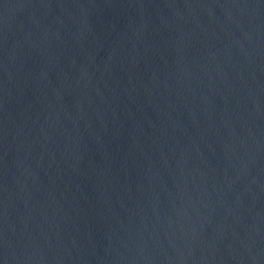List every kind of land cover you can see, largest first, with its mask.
<instances>
[{
  "label": "water",
  "instance_id": "obj_1",
  "mask_svg": "<svg viewBox=\"0 0 264 264\" xmlns=\"http://www.w3.org/2000/svg\"><path fill=\"white\" fill-rule=\"evenodd\" d=\"M0 264H264V0H0Z\"/></svg>",
  "mask_w": 264,
  "mask_h": 264
}]
</instances>
